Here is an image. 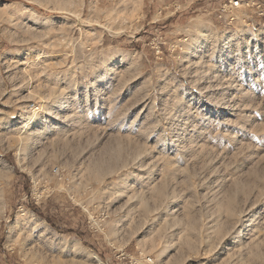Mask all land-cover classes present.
I'll list each match as a JSON object with an SVG mask.
<instances>
[{
  "label": "rangeland",
  "instance_id": "1",
  "mask_svg": "<svg viewBox=\"0 0 264 264\" xmlns=\"http://www.w3.org/2000/svg\"><path fill=\"white\" fill-rule=\"evenodd\" d=\"M229 1L0 0V264H264V0Z\"/></svg>",
  "mask_w": 264,
  "mask_h": 264
},
{
  "label": "built area",
  "instance_id": "2",
  "mask_svg": "<svg viewBox=\"0 0 264 264\" xmlns=\"http://www.w3.org/2000/svg\"><path fill=\"white\" fill-rule=\"evenodd\" d=\"M240 1H238V0H230L229 1V6H225L223 9H222V12H229V25H231V23H233L234 21H235V19L236 18H234V16L233 15H231L230 13L232 12V10L233 9H237V8H239L240 7ZM257 7H258V9L260 8V6L259 5H257Z\"/></svg>",
  "mask_w": 264,
  "mask_h": 264
},
{
  "label": "bare ground",
  "instance_id": "3",
  "mask_svg": "<svg viewBox=\"0 0 264 264\" xmlns=\"http://www.w3.org/2000/svg\"><path fill=\"white\" fill-rule=\"evenodd\" d=\"M36 117H37L36 115H33L32 117H29V118L27 119V121H28L27 124H32V123H34V122L36 121V119H37ZM27 134H28V133H27ZM30 137H31V136H30ZM92 259H94V260H96V261L98 260L97 257H95V256L92 257Z\"/></svg>",
  "mask_w": 264,
  "mask_h": 264
}]
</instances>
